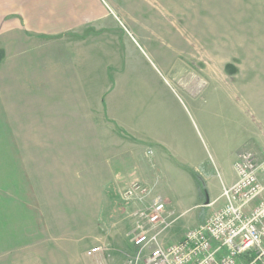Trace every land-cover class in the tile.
<instances>
[{
	"label": "rangeland",
	"instance_id": "obj_1",
	"mask_svg": "<svg viewBox=\"0 0 264 264\" xmlns=\"http://www.w3.org/2000/svg\"><path fill=\"white\" fill-rule=\"evenodd\" d=\"M94 1L100 20L54 25L45 42H24L22 26L0 32V264H129L132 212L145 205L124 200L133 184L173 212L160 243L174 242L203 211L201 170L211 194L264 132V0ZM45 55L54 56L46 67ZM60 55L74 82L68 106L81 86L85 107L63 103L46 116L61 73L41 105L14 90L45 89ZM168 123L190 139V166L158 142L170 139ZM96 245L104 258L86 256Z\"/></svg>",
	"mask_w": 264,
	"mask_h": 264
},
{
	"label": "built area",
	"instance_id": "obj_2",
	"mask_svg": "<svg viewBox=\"0 0 264 264\" xmlns=\"http://www.w3.org/2000/svg\"><path fill=\"white\" fill-rule=\"evenodd\" d=\"M233 170V183L221 186L223 205L168 244L160 243V238L174 219L163 198L146 203L149 191L134 184L126 189L125 201L145 203L132 212L128 236L134 252L129 264H264V197L245 210L264 193V146L259 155L239 152ZM103 250L96 245L87 253L94 256Z\"/></svg>",
	"mask_w": 264,
	"mask_h": 264
},
{
	"label": "crops",
	"instance_id": "obj_3",
	"mask_svg": "<svg viewBox=\"0 0 264 264\" xmlns=\"http://www.w3.org/2000/svg\"><path fill=\"white\" fill-rule=\"evenodd\" d=\"M70 8H73V11H70L71 10ZM101 11H102L101 5L97 1H94V0H0V32L1 31L9 32L15 37V33L14 31L12 32V30H16V28L20 29L23 27V29L28 32L27 37L24 39V42L30 44L31 42L37 39L38 40L43 39L42 42H45L44 37L52 34V29L54 25L56 27L61 26L62 29L68 28L67 25H86L90 23V20L91 22H96L93 19L100 20L101 14H102ZM3 45H5L4 41H3ZM36 55L38 57L41 56V55H38L37 53ZM52 57L54 56L45 55V59L43 60V63H40L38 61V64L40 65L43 64L46 67L48 60H51ZM59 58L60 60L58 61V65L56 66L57 69L55 71H53V66H50L48 69L45 68V75L43 74L44 78L49 77L51 79L49 80V84L45 85L46 87V88L44 87L45 89H42L41 87H39V84H37V85H33L34 90L32 91H29V89L14 90V92L23 93V94L30 93L31 95L32 94L40 95V96H33V95L30 96L29 102H32L34 106H37V104L41 105L43 103V100H41V96L43 97V94H45V97L47 93L48 95L57 94V92L54 89V86H57V85L55 84L53 86V77H54L53 72H56L55 76H59V73H61L62 79L60 81L59 89H60V93L62 96L60 98H57V101L51 100L50 97H48V101L45 100L46 116H47V112L48 113L50 112V108L54 109L57 107H62V105L64 104L66 105V110L70 108L80 109V108L85 107L84 100L82 104L78 106V104L80 103V96L83 95L82 94L83 89L81 88V86H80V90L77 88L76 91H72V94L76 95V102L78 104H75V102L72 101L71 102L72 106L71 107L68 106L69 104L67 101L68 97L65 98L63 91H64V88H66V92H69L74 82L69 81V78H68V75L71 72V70L70 69L65 70L63 67V60L61 59V55L59 56ZM67 60L69 61V57H67ZM35 77L39 78L37 74ZM261 90L264 92V81L262 82ZM261 102L264 104L263 101ZM60 115H61V118H60L61 120L63 119V116L62 114ZM66 118L68 122L67 124L72 125L73 122L69 121L70 119H68V113H67ZM47 119L45 118L46 121ZM80 124L82 123H77V125H80ZM164 126L167 128L165 130V133L170 139L163 137L162 141H158V142H160L161 144H163V146H166L167 148L172 150L174 159H176V163L179 166H190V164L193 162V159L195 157V150H194L193 145L191 144L190 139L186 137V134L182 131L180 125H173V124L168 123V124H165ZM259 131H262V132L264 131V122H263V125L259 127ZM263 133H261V135L258 134L257 139L252 141L251 146L247 150H243V151H251L259 155L262 147L264 146V134ZM66 138H65L66 141L67 140L70 141V139H68V135H66ZM72 140L73 141L76 140V137H73ZM93 141H95V138ZM238 153L239 152H237V154ZM99 155L100 154L96 155L98 159H100ZM236 156L237 155L235 153V156L232 158L230 169L227 170V173H225L221 177V180L219 183L220 187L215 188V190L211 192V194H209L210 188H207L206 183H205V181L208 179V173L206 169L201 170V174L204 178L205 195L204 196L198 195L197 196L198 202L197 201L196 202L200 205V207L203 208V211H201L200 213H197L196 216L194 217H189L187 219L188 221H190L188 225L185 227H182L181 230L175 231L177 232L176 233V236L178 237L177 240L181 239L182 237V234H180V232H183V230H185L186 228H192V227L197 226L198 224L203 222V220L206 218L207 215H209L214 210H217L219 207L223 205V200L220 198L221 186L230 185L235 180L233 162L235 161ZM180 170H183V169H180ZM263 197H264V193L246 207L245 209L246 212H248L250 208L253 207ZM81 200L83 202V199ZM81 204L76 203V205H81ZM166 211L168 213H171V215H173V212L170 211L169 209L166 208ZM96 230H98V236L95 235L94 238H98L100 242L99 228L97 227ZM129 231L127 232V235ZM104 250L97 255H94V256L86 255V256L89 258L101 259V258H104V254H103ZM82 264H90V263L85 261ZM97 264H101V263H97Z\"/></svg>",
	"mask_w": 264,
	"mask_h": 264
}]
</instances>
